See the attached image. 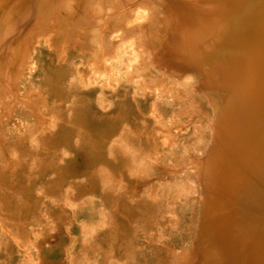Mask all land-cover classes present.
<instances>
[{"label": "bare ground", "instance_id": "1", "mask_svg": "<svg viewBox=\"0 0 264 264\" xmlns=\"http://www.w3.org/2000/svg\"><path fill=\"white\" fill-rule=\"evenodd\" d=\"M37 77L48 87L68 78L71 97L92 88L114 108L111 164L97 166L112 210L128 196L121 171L163 167L138 204L146 225L162 214L180 222L169 264H264V0H0L4 112L38 109L44 93L24 92ZM90 104L74 95L70 121ZM138 250L133 241L129 262Z\"/></svg>", "mask_w": 264, "mask_h": 264}, {"label": "rangeland", "instance_id": "2", "mask_svg": "<svg viewBox=\"0 0 264 264\" xmlns=\"http://www.w3.org/2000/svg\"><path fill=\"white\" fill-rule=\"evenodd\" d=\"M81 60L82 56H77L75 63L80 64ZM37 80L31 82L32 85L28 84L29 89L26 87L24 92L33 89L34 94L39 92L36 94L38 97L44 93L40 105L43 110L39 109L40 106L37 109L40 111H37L27 105L18 111L19 114L16 110L4 112V101H1L4 97L0 96V108L3 109L0 112L5 116L0 119V142L3 143H0V157L3 155V159L0 158V264H169L174 255L173 249L178 248L174 227L180 222L175 221L172 225L171 216L162 214L156 225L152 224V220L146 225L149 221L146 205L138 203L145 191L161 182L163 167L158 165H170L164 159L158 160L157 167L161 170L148 175V179L121 171L128 196L125 202L120 201L112 210L108 197L103 195L102 188L100 190L97 166L100 163L111 164L109 128L114 108L96 103L92 88L76 89L72 94L91 103L78 126L69 118L74 95L71 97V93L67 92L68 78L64 80L68 82L53 83L49 87L43 84L48 88L42 84L37 87L38 77ZM30 85L42 89L41 92ZM51 96L55 98H49ZM24 111H28V115ZM29 114L31 118L27 117ZM32 117L36 120L33 121ZM24 120L26 123L31 121L35 126L30 122L28 126ZM32 126L36 127V131ZM188 216L191 222L192 212ZM133 241L138 243L140 253L137 254L139 262L131 263L128 251ZM179 245L185 246V241L181 239ZM163 246L168 249L165 251Z\"/></svg>", "mask_w": 264, "mask_h": 264}]
</instances>
